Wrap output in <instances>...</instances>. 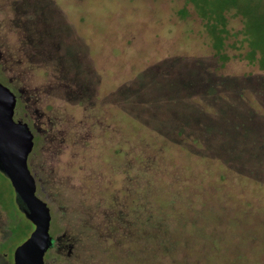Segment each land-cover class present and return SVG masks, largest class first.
<instances>
[{
  "label": "rangeland",
  "instance_id": "1",
  "mask_svg": "<svg viewBox=\"0 0 264 264\" xmlns=\"http://www.w3.org/2000/svg\"><path fill=\"white\" fill-rule=\"evenodd\" d=\"M221 26L217 52L210 27ZM0 44L20 48L25 82L41 90L38 108L63 116L65 134L80 129L61 143L41 140L30 155L49 234L70 244L46 250L44 264H160L133 262L102 215L112 199L126 210L135 198L172 194L176 220L194 222L174 229L194 236L179 256L233 264L242 253V264H264V166L254 173L196 155L200 140L216 148L240 136L235 152L264 156V0H0ZM184 114L194 134L206 128L197 142L165 132H178ZM143 158L152 181L141 174ZM31 228L0 172V264H12Z\"/></svg>",
  "mask_w": 264,
  "mask_h": 264
},
{
  "label": "trees",
  "instance_id": "2",
  "mask_svg": "<svg viewBox=\"0 0 264 264\" xmlns=\"http://www.w3.org/2000/svg\"><path fill=\"white\" fill-rule=\"evenodd\" d=\"M182 9V8H181ZM222 31H224L223 26L221 27H210V32L211 35L213 36V48L215 51L219 52L221 49V39H222ZM249 44V43H248ZM249 46V50L247 53L252 54L256 52V48L254 46ZM263 52L260 53L262 56ZM219 56V55H218ZM261 60V57H259ZM143 113L147 114V110H143ZM179 116V121L180 120V115L177 113ZM197 115V114H196ZM150 119L152 120V123L149 122L147 119V122L151 125L148 127H152L153 130L156 132V134L163 133L164 131L162 130V125H161V120H159L157 123L154 121V116H149ZM137 117V116H136ZM138 119V118H137ZM182 119V124L178 125V132L175 130L174 127L167 128L165 132L167 131L168 134H173L175 136L180 137L178 140V143H187V138L190 139V143L197 142L199 138H201L203 131L206 128H203L200 126L198 128V131L196 134L192 132L193 126L191 127L189 123H184L186 119V114H184ZM176 126V125H175ZM184 132V133H183ZM193 134L191 137V133ZM182 133L184 135H182ZM237 133V132H236ZM236 136V135H235ZM199 137V138H198ZM237 137V136H236ZM192 138V139H191ZM236 138V143L235 140H231L228 137H226V143L223 142V144H218L217 147H213L211 145L206 147L203 146V143L201 140L198 143V147L196 150V155L200 157H207V158H218L221 160L223 163H228L230 165H236L234 167L241 168L248 171V172H254L253 169L251 168L252 166H264V156H258V155H246V158L243 156V152L237 153L235 152L236 147L233 148V146H237L238 144V139ZM183 139V141H182ZM171 140V139H169ZM174 141V140H172ZM176 141V140H175ZM225 145L226 147L229 148V152L223 154L221 152L222 146ZM251 147L255 146L257 151L255 150V153L260 154V149L263 147L260 144L255 143L254 141L250 143ZM227 148V149H228ZM233 149V150H230ZM142 161V162H140ZM239 162V164H238ZM262 162V163H261ZM138 164H140L141 168V174L143 176H146V179H149L150 176H152V163L151 160L150 162L146 159L143 158L142 160H139ZM255 173V172H254ZM152 181V180H148ZM134 192H131L133 194ZM145 195L148 194V190L144 192ZM172 197L174 195H167V197L164 200L156 201L153 200L151 201H145L143 204H140L137 202V198L134 200H131V202H137L134 204L132 207V204L126 208V210H123V207L118 203L116 199H112V203L110 206V211L107 214H103L102 217H109L106 218V220H111L112 227L117 230L119 235H117L118 239H124L123 242L126 244V249H131L130 252L128 253L131 256V259L133 262L139 261L140 258L144 260L145 262L148 263L149 260H158L160 264H194L202 255L195 259L194 262L191 261L189 262L190 257L187 256H179L177 254V248L180 249H185L187 246L190 245V242L194 239L193 235H189V237L186 236H181V235H176L174 229L183 225H188L190 228L194 226V222L191 220H185V221H180L178 222L176 219L178 218L177 213V208L172 205ZM139 215H143L142 219L138 220L136 217ZM126 217L129 216V223H125L123 220L120 219V217ZM137 222L138 224L142 225V228H140V231L136 230V225ZM128 226V227H127ZM197 227H195V231H197ZM105 233V231H103ZM105 236V235H104ZM49 249V248H48ZM47 249V250H48ZM139 255V257L137 256ZM142 256V257H141ZM244 254H239L236 256H233L231 259L233 260V264H242L243 259H244Z\"/></svg>",
  "mask_w": 264,
  "mask_h": 264
},
{
  "label": "water",
  "instance_id": "3",
  "mask_svg": "<svg viewBox=\"0 0 264 264\" xmlns=\"http://www.w3.org/2000/svg\"><path fill=\"white\" fill-rule=\"evenodd\" d=\"M14 102L13 92L0 82V172L12 186L17 207L32 224L25 238L14 246L12 264H44V252L53 238L48 231L50 211L35 192L26 161L32 134L24 121L12 116Z\"/></svg>",
  "mask_w": 264,
  "mask_h": 264
},
{
  "label": "flooded vegetation",
  "instance_id": "4",
  "mask_svg": "<svg viewBox=\"0 0 264 264\" xmlns=\"http://www.w3.org/2000/svg\"><path fill=\"white\" fill-rule=\"evenodd\" d=\"M5 63H11L10 65L13 69L11 74L4 76L3 74H7V66ZM25 70L27 69L20 48L16 50L14 49L13 52H9L8 50H4L1 45L0 77L1 80H3L4 85H6L15 96L12 116L24 121L32 134V146L27 154L26 161L34 178L36 190L35 174L30 165V155L35 152V147L41 140L50 142L57 141L58 143H61L68 137H75L80 129L79 126H74L69 130L70 134H65V120L63 121V125H61V121L64 119L63 116L59 114L52 115L49 112L38 108L37 102L40 100L39 93H41V90L36 87V85L29 86V83L25 82V78H27V74H24ZM61 240L62 235L54 236L49 248L55 247L56 249H59L64 244L69 247V243L66 242L63 244Z\"/></svg>",
  "mask_w": 264,
  "mask_h": 264
}]
</instances>
